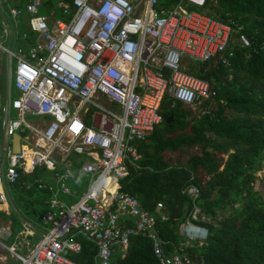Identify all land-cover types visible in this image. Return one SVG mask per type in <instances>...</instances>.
<instances>
[{
  "label": "built area",
  "instance_id": "built-area-1",
  "mask_svg": "<svg viewBox=\"0 0 264 264\" xmlns=\"http://www.w3.org/2000/svg\"><path fill=\"white\" fill-rule=\"evenodd\" d=\"M160 1H57L50 20L41 13L42 0H25L22 8L7 6L11 19L27 15L35 38L25 51L0 46L15 60L16 95L9 99L7 82L0 107L3 130L21 137L18 152L0 147V204L6 202L7 185L36 166L54 172L56 160L66 161L70 152L92 158L78 169L89 177L87 188L70 206L55 197L48 201L39 238L26 255L5 245L9 229L0 225V248L18 264H77L67 255L80 250L78 235L96 247L95 264H109L114 252L126 250L131 236L148 239L157 264L190 262L184 253L163 252L155 228L156 217L164 219L158 212L161 204L156 203V214L141 209L135 197L117 191L118 180L139 159L136 145L160 122L165 95L170 107L179 103L190 108L215 96L212 85L191 68L215 57L227 64L222 54L231 55L230 31L237 25L200 11L205 0ZM55 9L64 19L53 17ZM234 40L249 45L242 34ZM180 56L194 62L187 71L179 69ZM32 116L41 123L32 124L27 119ZM69 175L66 167L58 176ZM60 186L67 192L62 181ZM186 192L192 199L198 195L194 186ZM198 214L193 205L179 224L184 244H201L206 238V230L190 220Z\"/></svg>",
  "mask_w": 264,
  "mask_h": 264
},
{
  "label": "trees",
  "instance_id": "trees-1",
  "mask_svg": "<svg viewBox=\"0 0 264 264\" xmlns=\"http://www.w3.org/2000/svg\"><path fill=\"white\" fill-rule=\"evenodd\" d=\"M57 1L69 0H42L40 10L48 13ZM24 3L0 0L1 31L12 25L4 7L22 8ZM199 10L217 21L229 18L237 25L230 31L231 55L222 54L227 64L215 57L192 68V74L208 81L216 94L203 100L196 111L179 103L170 107L165 95L161 120L136 145L140 157L118 180L117 191L135 197L141 209L153 214L156 203L161 204L158 212L164 219L157 216L155 228L165 254L184 253L190 258L188 264H264V196L252 185L264 163V0H205ZM55 17H60L58 11ZM23 21L21 13L17 22ZM238 34L249 41L247 47L234 40ZM32 40L33 33L27 31L26 41ZM169 116L172 119L166 123ZM42 174L48 175L35 167L10 185L15 197L7 194L5 203L12 216L16 213L24 220L17 208L21 207L41 218L49 193L35 182L26 184ZM188 186L197 189L195 199L186 192ZM193 205L199 214L190 220L206 230V238L201 244H184L179 224L189 217ZM8 218L13 237L20 219L0 210V219ZM32 226L40 234L42 228ZM76 239L80 250L67 257L77 264H95L93 243L79 235ZM109 264H157V260L148 239L131 236L126 250L114 252Z\"/></svg>",
  "mask_w": 264,
  "mask_h": 264
},
{
  "label": "crops",
  "instance_id": "crops-1",
  "mask_svg": "<svg viewBox=\"0 0 264 264\" xmlns=\"http://www.w3.org/2000/svg\"><path fill=\"white\" fill-rule=\"evenodd\" d=\"M10 1V0H9ZM8 1V2H9ZM25 1V0H24ZM70 1V0H69ZM69 1H67V2H69ZM8 2H7V4H8ZM54 5H55V3H54ZM53 5V6H54ZM6 6H8V5H6ZM10 6V5H9ZM53 6L51 7V9L53 8ZM50 9V10H51ZM50 10L48 11V13H45V15L47 16V18H48V20H50L51 19V14H50ZM55 11H57L56 9H55ZM41 13H42V11H41ZM21 14V13H20ZM19 14V15H20ZM22 14H23V18H24V21H23V23H25L26 24V28H24V30H22V29H19L18 28V24H17V17L19 16H17V17H15V18H13V20H14V23H12V27L10 26V27H8V28H6L5 30L4 29H2L3 31H1V33L3 34V35H5L6 36V39H8L9 40V43H8V46L9 47H3V48H9L10 50H11V48H10V46H11V42L13 41V40H16V39H18V38H20L22 41H23V44L20 46V45H16V46H14L15 47V49H13V50H11V51H16V49L17 48H20V49H22V51H25L26 50V48H27V46L29 45V44H31V43H33V40H34V38H35V33L34 32H32L30 29H29V27L27 26V22H26V20H27V15L24 13V12H22ZM7 15H8V13H7ZM58 15H60L59 14V12H58ZM9 16V15H8ZM53 17L55 18V19H59V18H61V19H64L62 16H60V17H55V13L53 14ZM27 31H29V32H31V33H33V40L31 41V42H28V41H26V39H27ZM25 34V36H22V34ZM1 46V45H0ZM2 47V46H1ZM2 51V50H1ZM3 52V51H2ZM4 53V52H3ZM5 55H6V63H5V65H4V81H5V83H7L8 82V74H9V61H8V58L9 57H11L13 60H14V58L12 57V56H8L6 53H5ZM196 64V63H195ZM14 65H15V60H14ZM193 68V67H192ZM192 68H191V71H192ZM0 70H1V68H0ZM169 102H171V101H169ZM175 104H177V103H174V105ZM174 105H172V106H174ZM169 106H170V103H169ZM171 106V107H172ZM190 108V107H189ZM10 115V114H9ZM12 116H13V114H12ZM41 123V121L40 120H38L37 122H35L34 124H40ZM15 134V133H14ZM14 134H11L10 136L12 137V135H14ZM16 134H18V133H16ZM3 135H5L4 134V130H3ZM18 150H19V148H20V135L18 134ZM148 137V136H147ZM146 137V138H147ZM145 138V139H146ZM144 139V140H145ZM3 144L5 145L4 147H3ZM0 147L2 148V149H6V150H9V151H11L12 152V140H10V144H8V143H5L4 141H3V143H1L0 144ZM137 150V149H136ZM139 153V152H138ZM78 158H82V160L80 161V162H78L77 163V161L76 160H78ZM76 159V160H75ZM57 161V164H60L59 166H56V169H55V171L54 172H50V171H47V170H45L44 169V167H42V166H36V167H41L42 169H44V171L46 172L47 171V174L48 175H44V174H42V175H39L38 176V178L37 179H34L33 181H31V182H27V184H26V187H29L30 186V184H32V183H37V187L39 188V189H46L47 190V192L49 193V198L46 200V202H45V211L43 212V214H45V212L47 211V209H48V201L52 198V197H55V198H57L58 200H60L61 202H63L66 206H70L71 204H73L78 198H79V196L81 195V193L82 192H84V190L87 188V186H88V184H89V177L86 175V174H84V173H82L81 171H79L78 169H79V167H80V164L81 163H83V162H88V161H92V158L89 156V155H86V154H76V153H73V152H70V153H68L67 155H66V161H64V162H59L58 163V160H56ZM68 168L69 169V171H70V175L67 177V178H63L62 179V177H60V176H58V175H60L61 174V172L63 171V169L64 168ZM49 172V173H48ZM31 173V172H30ZM30 173H28V174H30ZM28 174H26V175H28ZM25 176V175H24ZM79 177L80 178V180L77 178V177ZM47 177V178H46ZM62 179V180H61ZM81 179H83L84 180V184H83V182L81 181ZM60 181H62L63 182V184L67 187V192L66 191H64V190H62V188H61V186H60ZM41 184V186L39 187L38 186V184ZM83 184V185H82ZM10 185H12V184H10ZM9 185V186H10ZM73 185H75L76 187H77V189H76V191L73 189ZM7 194H9V193H7V190H6V195ZM3 204H5V205H3V206H1L0 205V210L1 211H4L7 215L9 214L11 217H12V219H15L16 220V218L15 217H18V216H12L11 215V213H10V209H8V207H7V205H6V203H3ZM15 215V214H14ZM43 216V215H42ZM41 216V217H42ZM19 218V217H18ZM40 219V223H41V225H37V226H39L40 228H42V222H41V218H39ZM0 221L1 222H8V224H0L1 226H4V227H8V229H9V236H8V238L7 239H5L4 240V243H5V241H8V240H11V239H13V238H16V237H24L25 238V242L26 243H28V241H29V239H31L32 237H35V236H38V238H39V233H36L33 229V226H32V224H26V222L24 221V220H22V219H20V228H19V230H18V232H17V234L15 233V235L13 236V237H11V230H10V222H11V219L10 218H8L7 220H1L0 219ZM25 222V226L23 227V223ZM22 223V224H21ZM23 228H22V227ZM40 232V231H39ZM83 238V237H82ZM38 240V239H37ZM36 240V241H37ZM86 240V239H85ZM35 241V242H36ZM34 242V243H35ZM33 243V244H34ZM33 244H29L26 248H25V250H26V254L28 253V251H29V249L32 247V245ZM6 245V244H5ZM94 245V244H93ZM7 246V245H6ZM7 247H9V248H11L12 249V247L11 246H7ZM18 248L20 249V246H18ZM0 250H5V249H2V248H0ZM13 250V249H12ZM95 250H96V247H95ZM6 252H8L7 250H5ZM14 251V250H13ZM96 252V251H95ZM9 253V252H8ZM17 253V252H16ZM20 254V253H19ZM25 254V255H26ZM23 255V254H22ZM95 255V254H94ZM12 257V256H11ZM0 258H2V260H3V262H5L6 261V257H5V255L4 254H1V257ZM13 258V257H12ZM94 258V257H93Z\"/></svg>",
  "mask_w": 264,
  "mask_h": 264
},
{
  "label": "rangeland",
  "instance_id": "rangeland-1",
  "mask_svg": "<svg viewBox=\"0 0 264 264\" xmlns=\"http://www.w3.org/2000/svg\"><path fill=\"white\" fill-rule=\"evenodd\" d=\"M4 11L7 13L6 7H4ZM43 14H45V13H43ZM11 20H12L11 24L14 23V20L13 19H11ZM17 24H18L19 29L26 28V24L23 22L22 23L17 22ZM8 43H9V40L6 39V36L1 33V29H0V45L2 47H9ZM22 44H23V41L20 38H18V39L13 40L11 42L10 48H11V50H13V49H15L14 46H16V45L21 46ZM8 61H9V74H8L7 86H8V96H9V99H11L13 96L16 95V91L12 86L14 60L11 57H9ZM5 63H6V55L0 49V68H1V70H0V107H3L5 104V90H6V83L4 81V69H5L4 65H5ZM193 64H194V62L189 60L187 57L180 56L179 69L187 71L188 69H190L192 67ZM105 104L112 105V104L108 103L106 100H105ZM191 109L193 111H196L198 108L193 107ZM9 114H10L9 116L12 117L13 111H10ZM27 119L30 120V122L32 124H34L35 122H37L39 120V117L32 116V117H27ZM4 121H5V115H4V112L0 109V144L3 143V141L5 143L10 144L11 136L7 135V134L3 135ZM59 165L60 164L56 163V166H59ZM252 185H253L254 190L260 192V194L262 196H264V163H263L262 168L260 170H258L257 172H255V180L253 181ZM6 190H7V193H9L10 197H12V198L15 197V192L12 189V187L7 185ZM0 205L3 206L5 204H0ZM17 208H18L19 214L22 215L26 224L29 223V224L36 225V226L41 225L39 217L37 215H35L31 209H29V208L24 209L21 207H17ZM41 210H43V207L41 208ZM15 216L19 217V215L16 213H15ZM19 219H20V217H19ZM25 222L23 223V227L25 226ZM0 224H8V222H1L0 221ZM15 227H17V225ZM197 230H198V228H197ZM17 232H18V229L16 231V234H17ZM37 239H38V236L32 237L31 239H29L28 243H26L24 241L25 238L21 236V237H16V238H13L11 240L5 241V244L7 246H11L15 252L25 255L26 254L25 248L29 244L30 245L33 244ZM18 246H20V249L18 248ZM1 254L5 255L6 261L3 262L2 258H0V264H18V262L16 260H14L11 257V255L8 252H6L5 250H0V257H1Z\"/></svg>",
  "mask_w": 264,
  "mask_h": 264
},
{
  "label": "water",
  "instance_id": "water-1",
  "mask_svg": "<svg viewBox=\"0 0 264 264\" xmlns=\"http://www.w3.org/2000/svg\"><path fill=\"white\" fill-rule=\"evenodd\" d=\"M172 119L171 116H169L168 118L165 119V122L168 123L170 120ZM18 134H14L12 135L11 137V140H12V152H18ZM5 145L3 144V147Z\"/></svg>",
  "mask_w": 264,
  "mask_h": 264
},
{
  "label": "bare ground",
  "instance_id": "bare-ground-1",
  "mask_svg": "<svg viewBox=\"0 0 264 264\" xmlns=\"http://www.w3.org/2000/svg\"><path fill=\"white\" fill-rule=\"evenodd\" d=\"M24 148H26V146H24ZM107 181H108V180H106V182H107ZM108 185H109V184H108ZM108 185H107V186H108ZM113 186H114V184H112V187H111V189L113 188Z\"/></svg>",
  "mask_w": 264,
  "mask_h": 264
}]
</instances>
